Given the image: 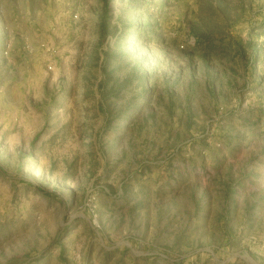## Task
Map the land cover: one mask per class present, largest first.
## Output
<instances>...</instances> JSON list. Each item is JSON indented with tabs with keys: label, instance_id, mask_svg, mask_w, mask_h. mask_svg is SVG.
Listing matches in <instances>:
<instances>
[{
	"label": "rangeland",
	"instance_id": "obj_1",
	"mask_svg": "<svg viewBox=\"0 0 264 264\" xmlns=\"http://www.w3.org/2000/svg\"><path fill=\"white\" fill-rule=\"evenodd\" d=\"M0 264H264V0H0Z\"/></svg>",
	"mask_w": 264,
	"mask_h": 264
}]
</instances>
